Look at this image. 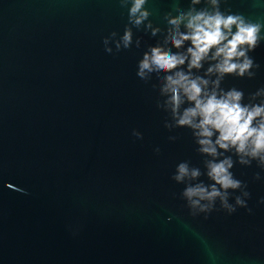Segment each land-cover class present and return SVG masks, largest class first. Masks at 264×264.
<instances>
[{"label":"water","instance_id":"obj_1","mask_svg":"<svg viewBox=\"0 0 264 264\" xmlns=\"http://www.w3.org/2000/svg\"><path fill=\"white\" fill-rule=\"evenodd\" d=\"M189 4L148 0L162 32L133 27L117 51L120 0H0V264H264V169H231L247 207L229 214L217 201L192 216L172 176L183 161L203 171L205 157L189 129L165 128L155 75L137 76L165 13ZM221 10L264 23V0ZM249 55L255 77L221 85L243 90L244 103L264 87V41ZM229 191L235 206L241 190Z\"/></svg>","mask_w":264,"mask_h":264},{"label":"clouds","instance_id":"obj_2","mask_svg":"<svg viewBox=\"0 0 264 264\" xmlns=\"http://www.w3.org/2000/svg\"><path fill=\"white\" fill-rule=\"evenodd\" d=\"M221 2L190 0L187 10L174 8L175 15L172 11L165 13L167 28L162 41L149 45L138 62L137 76L147 82L154 74L159 83V95L164 99L158 100L156 106L170 116L165 128L189 129L196 151L205 157L203 171L183 161L172 176L177 184L185 185L181 198L192 216L212 212L217 201L229 214L236 211V206L247 207L242 198L249 196L243 190L246 185L234 177L231 169L236 163L251 166L253 161L264 169V87L250 93L247 103L243 90L221 87L227 76L255 77L253 69L259 65L249 53L264 41V23L222 11ZM147 3L148 0H120L121 6L128 8V25L114 41L117 51L132 45L133 27L143 26L152 36L162 32L149 20L152 13L145 7ZM202 3L203 7H197ZM116 36L113 32L104 40L108 53L112 52L107 47L109 39ZM135 44L140 47V38ZM133 134L141 138L139 132ZM201 176L211 183H205ZM255 178H260L259 173ZM229 190H241L242 194L235 197V206L229 203Z\"/></svg>","mask_w":264,"mask_h":264}]
</instances>
